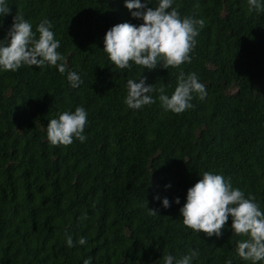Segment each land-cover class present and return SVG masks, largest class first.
<instances>
[{
	"label": "trees",
	"instance_id": "trees-1",
	"mask_svg": "<svg viewBox=\"0 0 264 264\" xmlns=\"http://www.w3.org/2000/svg\"><path fill=\"white\" fill-rule=\"evenodd\" d=\"M6 3L0 40L10 39L17 13L37 38L47 19L66 72L0 67V264H164L165 255L176 264L190 251L199 253L191 264H251L237 254L248 237L233 232L230 216L220 237H208L186 227L180 209L208 171L230 178L264 212V12H250L248 0H173L181 18L206 21L191 62L118 69L103 50L106 32L143 22L125 0ZM71 71L81 77L77 88L67 80ZM193 72L207 95L194 93L183 113L165 110L159 89L171 97L180 74ZM140 75L156 89L155 102L130 109L127 81ZM76 107L88 113L86 141L52 145L49 120Z\"/></svg>",
	"mask_w": 264,
	"mask_h": 264
},
{
	"label": "clouds",
	"instance_id": "clouds-1",
	"mask_svg": "<svg viewBox=\"0 0 264 264\" xmlns=\"http://www.w3.org/2000/svg\"><path fill=\"white\" fill-rule=\"evenodd\" d=\"M149 0H125V7L131 16L143 22L139 25L119 23L111 27L104 36V48L111 63L118 69L131 68L134 62L144 69H154L159 64L168 67H179L183 63H190V53L193 51L199 35V29L205 26L203 19L189 17L181 18L178 8L173 7V0H158V6L147 7ZM249 11L264 12L262 0H248ZM169 9H171L169 11ZM11 12L6 0H0V16ZM52 24L47 19L42 20L36 32L23 16L16 14L7 36V42L0 40V67L5 71H17L21 66L43 67L45 64L56 66L61 74L66 72L64 57L57 51L60 42L50 29ZM67 80L71 87L77 88L82 83L81 77L74 71L67 73ZM127 96L125 104L130 109H141L155 101L149 93L156 91L153 84L146 85L145 78L140 75L139 82L127 81ZM159 100L165 110L176 114L190 109L193 94L203 99L207 93L203 83L196 73H181L178 84L171 97L164 95V88L159 89ZM88 113L83 107H76L74 112L64 111L58 119L49 120L47 125V139L52 145L69 146L74 138L81 143L87 136L84 129L87 124ZM154 199H160L159 196ZM255 197L245 194L238 188H233L229 180L222 175L204 172L202 178L187 190L186 203L180 209L183 224L191 230L204 233L206 236L220 237L229 216L232 219L231 228L236 235L246 236L247 239L238 242L237 254L244 261L256 264L264 261V212L254 202ZM179 203V198H176ZM163 207H169L167 198L162 200ZM151 214H158L155 209L148 208ZM87 219L86 215L80 217ZM80 245L87 243L86 238L78 240ZM66 244L73 247V238L66 236ZM199 255L198 251H190L176 264H191ZM84 264H90L85 260ZM164 264H173L171 255L164 256ZM231 264V261H226Z\"/></svg>",
	"mask_w": 264,
	"mask_h": 264
}]
</instances>
